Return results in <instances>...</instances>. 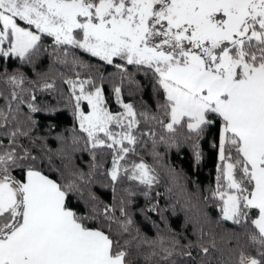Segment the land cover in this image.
<instances>
[{"label": "snow or ice", "instance_id": "1", "mask_svg": "<svg viewBox=\"0 0 264 264\" xmlns=\"http://www.w3.org/2000/svg\"><path fill=\"white\" fill-rule=\"evenodd\" d=\"M44 56L35 80L0 72V264H264V0H0V59L36 67ZM129 66L148 79L154 108L125 101V82L129 95L141 90ZM43 92L66 97L73 117L55 149L33 136L32 114L56 111L37 103ZM213 129L215 186L203 199L218 225L243 232L226 230L224 246L203 228L186 244L143 235L124 184L147 198L159 177L139 149L150 142L158 162V145L190 143L198 163Z\"/></svg>", "mask_w": 264, "mask_h": 264}, {"label": "trees", "instance_id": "2", "mask_svg": "<svg viewBox=\"0 0 264 264\" xmlns=\"http://www.w3.org/2000/svg\"><path fill=\"white\" fill-rule=\"evenodd\" d=\"M83 59L97 67L101 66L100 61L89 58L87 54H84ZM48 65L49 60L46 56L41 58V62H38L36 67L21 64L19 60L9 59L4 61L0 59V72L6 70L12 73L19 70L27 79L35 80L37 78L36 73L47 71ZM102 68L106 76L108 73L115 71L111 66L105 65ZM58 70L66 71L63 68H58ZM129 71L135 74V79L140 84L141 90L129 95V90L135 86L125 82L123 85L125 101L133 102L138 110L141 102L154 108L155 102L152 98V89L143 71L136 72L133 66H129ZM59 84L60 81L57 80V85L59 86ZM2 87L4 86L0 85V88ZM104 88L105 95L109 97L110 109L113 111L119 110V106L110 96L111 84L105 83ZM37 97L38 104L54 107L56 111H41L32 114V118L37 122L33 136L46 138L48 147L55 149L58 146L57 134H64L66 129L73 127L71 110L66 105V97L61 98L56 92L37 93ZM24 110H27L26 105ZM50 126H52L51 132H49ZM214 137L215 129L200 141L202 159L198 163L194 159L193 148L190 143H181L179 147L172 148H168L164 144L158 145L156 149L160 154L158 162L151 155L150 142L147 149H139L145 162L156 168L159 177V183L153 185L147 198L142 194L143 191H147L143 186H138L135 182H125L124 184V187H130L135 193L128 210L134 221V227L138 228L143 235L156 238L159 233L166 240L175 236L181 244H186L189 240L195 241L199 236L200 229L203 228L210 236H215L218 244L224 246L225 241L221 237L226 230L237 233L243 232V229L233 226L231 222L218 225L216 220L219 213L215 204L211 200L205 202L203 199L205 195L210 194L208 189L215 186L217 159L216 151L212 147ZM4 142L7 143V140L5 139ZM27 142L26 140L25 143ZM88 158L86 152L77 154V162L82 165L87 164ZM107 166H111L110 157ZM172 170L178 176L175 182L172 181ZM93 190L101 200L106 203L112 202L110 188L106 189L96 184ZM121 191L122 189H117V198H119ZM152 205H156L157 210L146 211ZM205 216L207 217L206 220L204 219ZM227 243L229 247H236L234 239ZM241 243H246V241L242 238ZM195 254L196 252L193 250V255Z\"/></svg>", "mask_w": 264, "mask_h": 264}]
</instances>
